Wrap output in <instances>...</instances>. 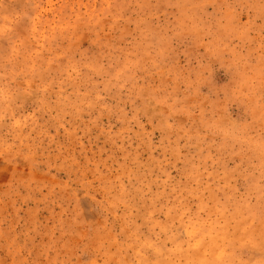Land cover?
Wrapping results in <instances>:
<instances>
[{
    "label": "rangeland",
    "instance_id": "rangeland-1",
    "mask_svg": "<svg viewBox=\"0 0 264 264\" xmlns=\"http://www.w3.org/2000/svg\"><path fill=\"white\" fill-rule=\"evenodd\" d=\"M0 264H264V0H0Z\"/></svg>",
    "mask_w": 264,
    "mask_h": 264
},
{
    "label": "clouds",
    "instance_id": "clouds-1",
    "mask_svg": "<svg viewBox=\"0 0 264 264\" xmlns=\"http://www.w3.org/2000/svg\"><path fill=\"white\" fill-rule=\"evenodd\" d=\"M159 103L163 104L165 107H168V105L164 101H160ZM178 111H179L178 109H172L170 114L175 115V114L178 113ZM211 131H212V129L209 126L202 133L197 134V136L195 138L197 140H199L200 142H204L205 137H207L210 134ZM185 135H187V133H185Z\"/></svg>",
    "mask_w": 264,
    "mask_h": 264
}]
</instances>
